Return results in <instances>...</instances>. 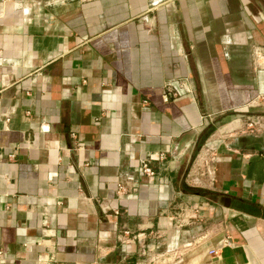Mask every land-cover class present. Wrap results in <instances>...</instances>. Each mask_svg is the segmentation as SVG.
I'll return each instance as SVG.
<instances>
[{"label": "crops", "instance_id": "0c3cea01", "mask_svg": "<svg viewBox=\"0 0 264 264\" xmlns=\"http://www.w3.org/2000/svg\"><path fill=\"white\" fill-rule=\"evenodd\" d=\"M261 96L264 0H0V264H264Z\"/></svg>", "mask_w": 264, "mask_h": 264}, {"label": "rangeland", "instance_id": "374dc122", "mask_svg": "<svg viewBox=\"0 0 264 264\" xmlns=\"http://www.w3.org/2000/svg\"><path fill=\"white\" fill-rule=\"evenodd\" d=\"M258 102H251V106H241L237 110H229L221 115H216L213 118L215 121V133L216 137L221 135L220 127L227 124L235 123L231 125L232 133H237V135L244 137H250V139H262L264 138V96L259 97ZM263 136V137H260ZM259 137V138H258ZM240 138V137H239ZM238 138V139H239ZM218 139V138H216ZM241 140V138H240ZM156 249V248H155ZM155 249H152L153 253H156ZM156 255V254H155ZM134 264H186L184 261H177L174 257H167L166 259H160L159 257L154 256H141L136 259Z\"/></svg>", "mask_w": 264, "mask_h": 264}, {"label": "built area", "instance_id": "2783aa9c", "mask_svg": "<svg viewBox=\"0 0 264 264\" xmlns=\"http://www.w3.org/2000/svg\"><path fill=\"white\" fill-rule=\"evenodd\" d=\"M159 158H163V156H159ZM141 170L143 173L147 174V175H153L154 174V171L151 169V167L148 165V159H145L142 161L141 163ZM194 184H199L198 182V179L197 178H194ZM117 188L120 189V190H123V185L121 183H117ZM125 233H128L127 231ZM157 248V244H153L151 249H155ZM38 262L39 264H45L46 262V259H44L43 257H39L38 259Z\"/></svg>", "mask_w": 264, "mask_h": 264}]
</instances>
